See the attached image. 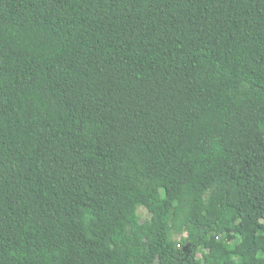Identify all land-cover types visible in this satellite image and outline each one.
<instances>
[{"label":"trees","instance_id":"1","mask_svg":"<svg viewBox=\"0 0 264 264\" xmlns=\"http://www.w3.org/2000/svg\"><path fill=\"white\" fill-rule=\"evenodd\" d=\"M0 264H264V0H0Z\"/></svg>","mask_w":264,"mask_h":264},{"label":"rangeland","instance_id":"2","mask_svg":"<svg viewBox=\"0 0 264 264\" xmlns=\"http://www.w3.org/2000/svg\"><path fill=\"white\" fill-rule=\"evenodd\" d=\"M140 212L142 213V219L143 220L150 216V213L146 209H144L143 207L140 209Z\"/></svg>","mask_w":264,"mask_h":264}]
</instances>
